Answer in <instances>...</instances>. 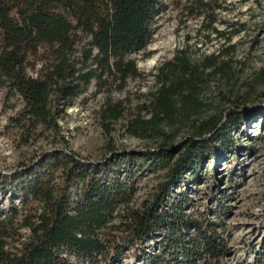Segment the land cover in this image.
<instances>
[{
  "label": "trees",
  "instance_id": "trees-1",
  "mask_svg": "<svg viewBox=\"0 0 264 264\" xmlns=\"http://www.w3.org/2000/svg\"><path fill=\"white\" fill-rule=\"evenodd\" d=\"M195 4L189 9L208 6ZM162 9L161 0H0V89L22 102L10 122L25 144L58 128L59 104L69 108L91 86L111 95L139 79L131 56L149 45ZM220 59L194 62L178 51L152 73L155 90L134 111L110 96L100 111L108 133L125 121L132 137L163 142L158 154H142L149 170L167 171L168 181L151 203L127 209L137 178L130 157L121 159L128 162L120 171L125 178L111 158L95 164L63 150L0 173V264H100L157 234L167 239L165 254L178 252L188 262L220 256L221 238L212 225H195L197 239L190 240L183 216L166 210L175 184L203 160H216L211 151L217 143L227 147L232 141L220 133L223 115L228 113L229 125L247 120L231 108L204 116L210 80L225 73ZM185 129L192 137L173 159L168 145Z\"/></svg>",
  "mask_w": 264,
  "mask_h": 264
},
{
  "label": "rangeland",
  "instance_id": "rangeland-1",
  "mask_svg": "<svg viewBox=\"0 0 264 264\" xmlns=\"http://www.w3.org/2000/svg\"><path fill=\"white\" fill-rule=\"evenodd\" d=\"M196 1L208 6L190 10ZM161 3L163 9L149 45L131 56L141 77L130 80L121 92L107 95L91 86L69 108L59 104L56 130L39 132L25 144L10 122L22 109V102L0 89V173L12 174L23 164H36L45 153L62 150L95 164L107 163L111 158L118 162L119 172L128 167V162L121 159L130 157L137 178L136 192L127 209L151 203L161 185L167 183V171L149 170L150 161H143L142 154H158L163 142L132 137L124 127L125 121L113 125L108 133L100 111L109 96L114 101L123 100L134 111L155 90L152 73L178 51H187L194 62L219 55L225 73L210 80L204 95V116L231 108L239 110L244 118L246 114L247 120L229 125L228 113L223 115L220 133L226 132L232 141L227 140V147L217 143L211 151L216 160H203L198 169L185 175L183 182L175 184L166 210L183 216L189 225L190 240L197 239L195 225H212L221 238V255L188 262L178 252L165 254L167 239L157 234L144 244L130 246L119 259H102L100 264H163L167 257L168 264H264V117L259 115L264 112V0ZM191 137L185 129L170 141L173 159L183 152ZM120 177L125 178V174L120 172ZM123 213L124 208L119 211ZM120 224L118 217L115 225Z\"/></svg>",
  "mask_w": 264,
  "mask_h": 264
}]
</instances>
